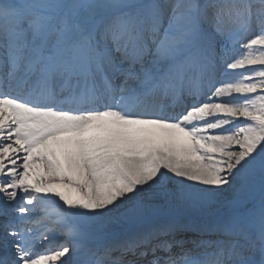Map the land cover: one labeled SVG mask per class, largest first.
<instances>
[{
    "label": "snow or ice",
    "instance_id": "1",
    "mask_svg": "<svg viewBox=\"0 0 264 264\" xmlns=\"http://www.w3.org/2000/svg\"><path fill=\"white\" fill-rule=\"evenodd\" d=\"M0 264H264V0H0Z\"/></svg>",
    "mask_w": 264,
    "mask_h": 264
}]
</instances>
